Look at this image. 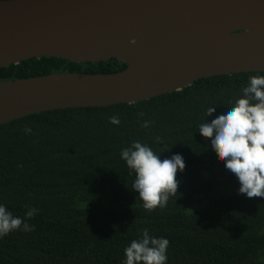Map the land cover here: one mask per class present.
Returning a JSON list of instances; mask_svg holds the SVG:
<instances>
[{
    "label": "trees",
    "instance_id": "1",
    "mask_svg": "<svg viewBox=\"0 0 264 264\" xmlns=\"http://www.w3.org/2000/svg\"><path fill=\"white\" fill-rule=\"evenodd\" d=\"M125 68L115 59L40 58L0 69V82ZM256 75L264 72L209 77L133 104L58 109L1 125L0 203L22 218L29 208L38 212L28 220L34 231L0 238V264H123L125 247L144 228L170 241L167 264H264V198L238 194L237 178L198 132ZM210 106L216 112L207 117ZM112 116L119 125L109 122ZM134 140L161 159L184 158L177 193L164 208L145 209L132 190L135 174L120 151Z\"/></svg>",
    "mask_w": 264,
    "mask_h": 264
},
{
    "label": "water",
    "instance_id": "2",
    "mask_svg": "<svg viewBox=\"0 0 264 264\" xmlns=\"http://www.w3.org/2000/svg\"><path fill=\"white\" fill-rule=\"evenodd\" d=\"M40 58L115 59L126 68L0 82V126L58 109L133 104L209 77L264 72V0L0 2V69Z\"/></svg>",
    "mask_w": 264,
    "mask_h": 264
},
{
    "label": "clouds",
    "instance_id": "3",
    "mask_svg": "<svg viewBox=\"0 0 264 264\" xmlns=\"http://www.w3.org/2000/svg\"><path fill=\"white\" fill-rule=\"evenodd\" d=\"M130 43L135 44L132 40ZM216 106L206 109V116L212 117ZM113 125H119L117 116L109 118ZM148 121L142 125L147 128ZM30 129L25 128V132ZM198 132L210 147L224 160V167L238 180V194L248 198H264V76H249L246 86L231 106L219 112L214 118L199 125ZM157 142L161 138L156 137ZM120 158L135 174L132 190L138 193L143 207L154 210L164 208L170 196L177 193L179 181L177 172H183L185 161L181 154L161 159L160 153L138 140L121 149ZM38 212L29 208L24 217L14 216L0 203V238L20 230L34 231L35 225L28 223ZM170 241L165 237L150 234L144 228L139 239H133L124 249L123 264H167V250Z\"/></svg>",
    "mask_w": 264,
    "mask_h": 264
}]
</instances>
